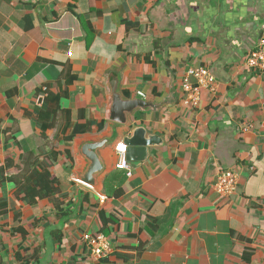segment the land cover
<instances>
[{"label":"crops","instance_id":"crops-1","mask_svg":"<svg viewBox=\"0 0 264 264\" xmlns=\"http://www.w3.org/2000/svg\"><path fill=\"white\" fill-rule=\"evenodd\" d=\"M263 31L264 0H0V264H264V74L245 64ZM198 68L216 84L195 107ZM115 98L148 105L121 123ZM137 130L129 176L117 148ZM44 169L59 192L29 204Z\"/></svg>","mask_w":264,"mask_h":264},{"label":"built area","instance_id":"built-area-1","mask_svg":"<svg viewBox=\"0 0 264 264\" xmlns=\"http://www.w3.org/2000/svg\"><path fill=\"white\" fill-rule=\"evenodd\" d=\"M72 56V53H69ZM246 66L258 73L264 74V31L261 34L255 48L250 52L246 59ZM196 81V85L190 83L191 79ZM216 84V77L214 74L206 68L190 69L183 82L184 90L189 95L187 103L193 106H198L202 90L213 89ZM144 97L143 94H140ZM117 152L121 156V161L117 165L119 170H127L128 175L131 176V165L126 159L127 146L120 145L117 148ZM238 180L233 172H224L219 176L216 183L214 184V191L221 198H229L232 196L237 188ZM84 242L89 246L93 256L97 259L108 256L112 250V244L109 239L103 234L86 235Z\"/></svg>","mask_w":264,"mask_h":264},{"label":"trees","instance_id":"trees-1","mask_svg":"<svg viewBox=\"0 0 264 264\" xmlns=\"http://www.w3.org/2000/svg\"><path fill=\"white\" fill-rule=\"evenodd\" d=\"M59 101V97L51 98L49 96L45 100L44 104L48 106L52 103V107L54 106L56 109L53 110L51 107L49 110L47 108V112H41L40 120L50 118L51 114L56 113L59 108ZM43 127L44 131H47V129L52 127V123H46L43 125ZM0 171L3 172L2 169H0ZM58 184L59 179L54 177L48 169H44V171L42 172H40L39 170H34L31 173V176L27 179L26 184L21 185L20 192L25 194L26 201L29 204H35L39 199L51 198L53 195H56L59 192L57 188ZM55 204L57 205V207H59V209H63L61 208L62 205L59 202L56 201ZM7 210L8 204L4 200L0 201V217H3L7 213Z\"/></svg>","mask_w":264,"mask_h":264},{"label":"water","instance_id":"water-1","mask_svg":"<svg viewBox=\"0 0 264 264\" xmlns=\"http://www.w3.org/2000/svg\"><path fill=\"white\" fill-rule=\"evenodd\" d=\"M148 104H146L144 101H136V102H130V103H121L119 99L115 98V105H114V109H113V115L114 117L121 123H125L126 122V118L124 117V112H127L128 114H133V111L137 108V107H145ZM144 133L143 130H137L134 137L131 138L130 141H128V145L130 146L129 150L127 148V154H126V159L127 161L130 163L131 165V158L129 157L131 153H137L138 150H136V147L140 146L142 147V144H139L140 141V136L141 134ZM126 145V146H128ZM147 145H149V143H147ZM146 145V146H147ZM97 148V146L94 147H89L88 150H91L90 152H86V156L88 157V159L91 161L92 166L87 174V176L84 179V183L87 185L89 183L93 182V175L96 174L98 171L101 170V165L98 159L97 154L95 153V149ZM135 156V155H134ZM133 156V157H134ZM132 167V165H131ZM88 182V183H87Z\"/></svg>","mask_w":264,"mask_h":264}]
</instances>
